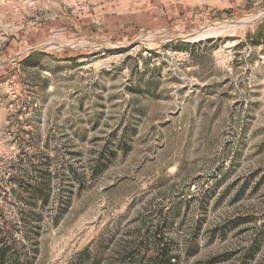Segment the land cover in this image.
Listing matches in <instances>:
<instances>
[{
    "label": "rangeland",
    "instance_id": "rangeland-1",
    "mask_svg": "<svg viewBox=\"0 0 264 264\" xmlns=\"http://www.w3.org/2000/svg\"><path fill=\"white\" fill-rule=\"evenodd\" d=\"M0 244L264 264V0H0Z\"/></svg>",
    "mask_w": 264,
    "mask_h": 264
},
{
    "label": "trees",
    "instance_id": "trees-1",
    "mask_svg": "<svg viewBox=\"0 0 264 264\" xmlns=\"http://www.w3.org/2000/svg\"><path fill=\"white\" fill-rule=\"evenodd\" d=\"M163 257L164 259L161 262V264H174L172 259L169 258L167 255H164ZM92 263L97 264V261L94 260ZM0 264H24V263L17 260L9 259L7 247L0 244ZM77 264H84V263L79 261Z\"/></svg>",
    "mask_w": 264,
    "mask_h": 264
},
{
    "label": "water",
    "instance_id": "water-1",
    "mask_svg": "<svg viewBox=\"0 0 264 264\" xmlns=\"http://www.w3.org/2000/svg\"><path fill=\"white\" fill-rule=\"evenodd\" d=\"M247 24V23H245ZM49 45H41V46H35V47H32V48H29L28 50H26L25 52H32V51H35V50H39V49H43V48H46L48 47ZM57 47H60V48H65V49H69V48H72V47H69V46H61V45H55Z\"/></svg>",
    "mask_w": 264,
    "mask_h": 264
}]
</instances>
